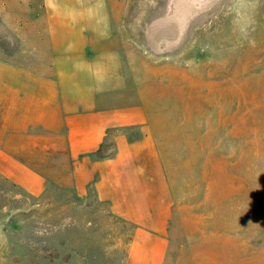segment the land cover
Returning <instances> with one entry per match:
<instances>
[{
    "label": "rangeland",
    "instance_id": "374dc122",
    "mask_svg": "<svg viewBox=\"0 0 264 264\" xmlns=\"http://www.w3.org/2000/svg\"><path fill=\"white\" fill-rule=\"evenodd\" d=\"M58 1L0 0V56L35 65L65 8L109 33L170 180L164 264H264V0ZM52 161L39 196L0 177V264H126L129 225Z\"/></svg>",
    "mask_w": 264,
    "mask_h": 264
},
{
    "label": "crops",
    "instance_id": "0c3cea01",
    "mask_svg": "<svg viewBox=\"0 0 264 264\" xmlns=\"http://www.w3.org/2000/svg\"><path fill=\"white\" fill-rule=\"evenodd\" d=\"M66 9L51 15L47 48L44 38L32 48L35 65L0 56V177L39 196L42 167L51 159L65 165L56 181L80 197L92 190L131 228L126 264H164L174 202L149 115L125 101L128 83L109 33Z\"/></svg>",
    "mask_w": 264,
    "mask_h": 264
}]
</instances>
